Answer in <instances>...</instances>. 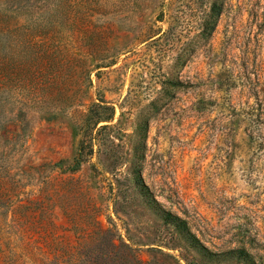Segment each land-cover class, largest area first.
Returning <instances> with one entry per match:
<instances>
[{
  "label": "rangeland",
  "instance_id": "1",
  "mask_svg": "<svg viewBox=\"0 0 264 264\" xmlns=\"http://www.w3.org/2000/svg\"><path fill=\"white\" fill-rule=\"evenodd\" d=\"M0 264H264V0H0Z\"/></svg>",
  "mask_w": 264,
  "mask_h": 264
},
{
  "label": "trees",
  "instance_id": "2",
  "mask_svg": "<svg viewBox=\"0 0 264 264\" xmlns=\"http://www.w3.org/2000/svg\"><path fill=\"white\" fill-rule=\"evenodd\" d=\"M217 6H219L218 5V1H214V3H213V13H214V15H216V17H219V15H220V7H217ZM221 8H223V7H221Z\"/></svg>",
  "mask_w": 264,
  "mask_h": 264
}]
</instances>
